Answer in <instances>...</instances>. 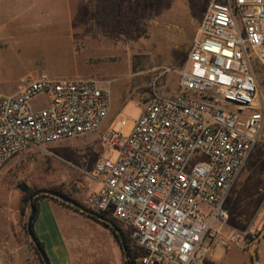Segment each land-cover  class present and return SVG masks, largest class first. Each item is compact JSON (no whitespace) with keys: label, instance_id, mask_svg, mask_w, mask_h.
I'll use <instances>...</instances> for the list:
<instances>
[{"label":"built area","instance_id":"2783aa9c","mask_svg":"<svg viewBox=\"0 0 264 264\" xmlns=\"http://www.w3.org/2000/svg\"><path fill=\"white\" fill-rule=\"evenodd\" d=\"M256 64L264 69V0H212L178 91L153 88L128 136L110 130L117 157L87 172L97 187L84 207L129 235L138 264H205L217 247L257 241V230L231 224L227 206L264 136ZM104 83L42 72L0 92V171L21 152L99 131L113 108ZM38 97L45 107L32 105Z\"/></svg>","mask_w":264,"mask_h":264},{"label":"rangeland","instance_id":"374dc122","mask_svg":"<svg viewBox=\"0 0 264 264\" xmlns=\"http://www.w3.org/2000/svg\"><path fill=\"white\" fill-rule=\"evenodd\" d=\"M211 2L79 0V5L73 2L63 10L58 6L57 10L17 12L9 25L0 27V75L3 81L13 83L11 87L45 71L51 77H95L106 86L108 81L113 93L112 111L99 131L51 144L45 150L21 152L4 166L0 184L8 194L0 211L8 219L17 213L24 215L23 226L27 228L31 202L30 198L23 202L24 192L19 188L23 183L34 192L43 191L39 195L53 191L85 205L86 186L93 181L87 172L94 170L98 160L117 157L115 150L106 147L110 130H121L128 136L153 88L165 95L178 91L181 73ZM255 68L264 99V69L258 64ZM32 105L42 108L47 100L38 97ZM124 118L127 124L122 128ZM19 194L22 199L17 204ZM227 206L232 225L257 230L258 248L219 247L214 256L219 259L226 253L247 264H262L264 136L236 181ZM50 208L45 201L40 203V225L44 228L54 226ZM73 210L61 215V224L79 263L89 259L92 264H126V255L110 230ZM34 225L36 229L37 222ZM29 246L34 249L32 240Z\"/></svg>","mask_w":264,"mask_h":264},{"label":"crops","instance_id":"0c3cea01","mask_svg":"<svg viewBox=\"0 0 264 264\" xmlns=\"http://www.w3.org/2000/svg\"><path fill=\"white\" fill-rule=\"evenodd\" d=\"M73 2L79 5V0H0V27L5 24L9 25V22L13 20V16L14 18L16 17L17 12H22L29 9L37 12L46 11L49 8L57 10L58 6H60L61 10H63L65 6H72ZM1 37L3 36L0 33V38ZM1 45L2 42L0 40V47ZM12 84V82L3 81L0 75V92H15L18 84L16 87H11ZM96 187L97 181L95 180H93L91 183H87V195L84 199V204L87 196L91 194L96 189ZM7 194V191H4L2 189V185L0 184V205L7 203ZM17 197V204H19L22 196L19 194ZM43 201H45L51 207L50 212L54 226L51 228H44L42 225H40L43 215L39 212V215L35 221L37 222V226L36 229H34L39 239H44V241H41L44 242L45 250L51 264H80V261L77 259V256L72 249L73 246L70 243L66 232L63 231L64 229L61 224V215H68V211H72L73 209L50 198H44L40 201V203ZM75 212L85 215L90 214L82 210ZM6 215V213L0 211V264H39L40 259L37 252L35 249H30L29 246L30 240L32 239L28 229L23 226L24 215L17 213L11 219H8ZM112 236L114 237L113 234ZM114 242L115 244L118 243L115 237ZM256 243L257 241L254 243V245L256 248H258ZM218 248L219 247H217L215 250ZM126 259L128 258L126 257ZM88 262L89 259L84 260V264H92ZM261 263L264 264V257L262 258ZM205 264H247V262L243 261L239 257H234L233 255L224 253L219 259H216L214 255L207 257L205 259Z\"/></svg>","mask_w":264,"mask_h":264},{"label":"trees","instance_id":"16d2710c","mask_svg":"<svg viewBox=\"0 0 264 264\" xmlns=\"http://www.w3.org/2000/svg\"><path fill=\"white\" fill-rule=\"evenodd\" d=\"M34 191L32 190V189H28V191H26V192H24V197H23V202H25V201H27L29 198H30V196H31V194L33 193ZM44 198H50V199H52V200H55V201H60L61 203H63L64 205H67L68 207H70V208H73L74 210H76V211H81L78 207H76V206H74V205H72V204H69V203H67V202H65V201H63V200H61V199H59V198H57V197H54V196H51V195H47V194H41V195H38V196H36L35 198H34V200H33V205L35 206V208H36V213H35V220H34V223H35V221H36V219H37V217H38V215H39V212H40V201L42 200V199H44ZM84 213V212H83ZM23 214H24V212H23ZM88 216H91V217H93L94 219H96V220H98L100 223H102L104 226H106L107 228H109L110 230H111V232H112V234L114 235V237H115V239L118 241V243L120 244V247H121V249H122V251L125 253V251H124V249H123V246H122V241H121V238H120V235H119V233L118 232H116V230H115V228H113L109 223H107L105 220H101V219H99V218H97L96 216H94V215H90V214H87ZM102 215H104L105 217H107V214H105V213H103ZM120 229H121V231H122V233H123V237H124V240H125V242H126V244H127V246H128V250H129V260L131 261V264H138V258H139V256L142 254V253H140L139 251H138V249L137 248H135V246H134V244L132 243V241H131V239H130V237H129V235L117 224V223H115ZM32 231H33V234H34V236H35V238H36V240H37V242L40 244V246L43 248V250L46 252V250H45V246H44V242H42L40 239H39V237H38V235L36 234V232H35V229H34V224H33V226H32ZM34 249H35V251L37 252V254H38V256H39V259H40V261H41V263L42 264H45L44 263V261H43V259H42V257H41V255H40V253H39V251H38V249L36 248V246L34 245ZM46 254H47V252H46ZM126 254V253H125ZM48 256V255H47ZM128 259H126V264H127V260ZM50 264H51V262H50Z\"/></svg>","mask_w":264,"mask_h":264},{"label":"water","instance_id":"95a60500","mask_svg":"<svg viewBox=\"0 0 264 264\" xmlns=\"http://www.w3.org/2000/svg\"><path fill=\"white\" fill-rule=\"evenodd\" d=\"M19 188L21 189V191L23 192H26L28 191L29 187L26 185V184H20L19 185ZM43 191H35L34 193L31 194L30 196V202H31V214L29 216V219H28V223H27V229H28V232L31 236V239L32 241L34 242L36 248L38 249L43 261L45 264H50V260H49V257L47 256L46 252L43 250V248L40 246V244L37 242L34 234H33V231H32V226L34 224V220H35V213H36V208L35 206L33 205V199L39 195L40 193H42ZM49 194H51L52 196H55V197H58L60 198L61 200L67 202V203H71L73 204L74 206H77L79 207L82 211H86L90 214H93L94 216H96L97 218L101 219V220H105L107 221L113 228H115L116 232L119 233L120 235V238H121V241H122V246H123V249L126 253V257L129 258V250H128V246L124 240V237H123V233L121 231V229L115 224V222H113L112 220H109V219H106L104 218L103 215L99 214V213H96V212H91V211H88L84 206H82L81 204L77 203L75 200H72L64 195H61V194H58L56 192H53V191H50ZM127 264H131V261L128 259L127 260Z\"/></svg>","mask_w":264,"mask_h":264}]
</instances>
